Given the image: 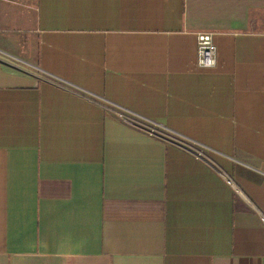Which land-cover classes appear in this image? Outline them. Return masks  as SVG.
Segmentation results:
<instances>
[{
  "label": "crops",
  "instance_id": "0c3cea01",
  "mask_svg": "<svg viewBox=\"0 0 264 264\" xmlns=\"http://www.w3.org/2000/svg\"><path fill=\"white\" fill-rule=\"evenodd\" d=\"M262 218L264 0H0V264H264Z\"/></svg>",
  "mask_w": 264,
  "mask_h": 264
},
{
  "label": "built area",
  "instance_id": "2783aa9c",
  "mask_svg": "<svg viewBox=\"0 0 264 264\" xmlns=\"http://www.w3.org/2000/svg\"><path fill=\"white\" fill-rule=\"evenodd\" d=\"M197 63L202 68H213L216 63V47L213 42V35L211 33H200L197 35ZM119 118L126 122H130L133 119V115L126 114L124 112L118 113ZM140 129L146 132L152 137L164 139V129L148 128L143 124H136ZM227 183H230L229 181ZM264 225V218L261 219Z\"/></svg>",
  "mask_w": 264,
  "mask_h": 264
}]
</instances>
